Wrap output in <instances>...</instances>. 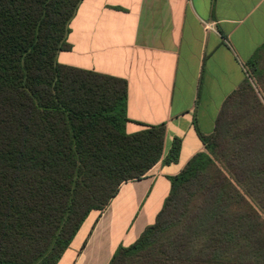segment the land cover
I'll return each instance as SVG.
<instances>
[{
    "label": "trees",
    "instance_id": "trees-1",
    "mask_svg": "<svg viewBox=\"0 0 264 264\" xmlns=\"http://www.w3.org/2000/svg\"><path fill=\"white\" fill-rule=\"evenodd\" d=\"M82 0H0V264H57L92 211L160 160L165 127L128 134L124 79L60 65ZM223 102L154 222L108 264H264V64Z\"/></svg>",
    "mask_w": 264,
    "mask_h": 264
},
{
    "label": "crops",
    "instance_id": "crops-1",
    "mask_svg": "<svg viewBox=\"0 0 264 264\" xmlns=\"http://www.w3.org/2000/svg\"><path fill=\"white\" fill-rule=\"evenodd\" d=\"M60 65L124 79L126 133L164 125L162 157L181 140L178 162L161 160L122 184L86 217L57 264H108L151 225L176 176L210 135L225 99L264 64V0H82L68 23Z\"/></svg>",
    "mask_w": 264,
    "mask_h": 264
},
{
    "label": "rangeland",
    "instance_id": "rangeland-1",
    "mask_svg": "<svg viewBox=\"0 0 264 264\" xmlns=\"http://www.w3.org/2000/svg\"><path fill=\"white\" fill-rule=\"evenodd\" d=\"M249 83H250L253 91L257 95L258 99L260 100V102L264 106V93H263V90H262L263 89L262 85H260L258 80H256V78L253 77V76H250Z\"/></svg>",
    "mask_w": 264,
    "mask_h": 264
}]
</instances>
